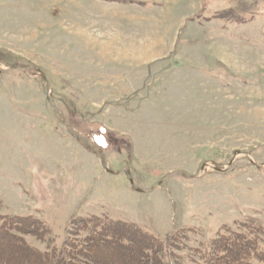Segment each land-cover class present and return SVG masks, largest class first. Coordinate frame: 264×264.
<instances>
[{"label": "rangeland", "instance_id": "obj_1", "mask_svg": "<svg viewBox=\"0 0 264 264\" xmlns=\"http://www.w3.org/2000/svg\"><path fill=\"white\" fill-rule=\"evenodd\" d=\"M0 59L50 86L0 63V226L45 251L121 222L152 264L244 236L264 264V0H0Z\"/></svg>", "mask_w": 264, "mask_h": 264}, {"label": "trees", "instance_id": "obj_2", "mask_svg": "<svg viewBox=\"0 0 264 264\" xmlns=\"http://www.w3.org/2000/svg\"><path fill=\"white\" fill-rule=\"evenodd\" d=\"M98 223L101 224L99 221ZM9 224H13L20 228L22 227V229L26 226L18 224L13 220L11 222L5 221L0 226V246L9 251L13 257L16 255L18 259V263L16 264H152V262H154L153 258L148 261L150 258L147 257V254H144L145 256L143 255L144 251H141L142 257L140 258H138V256L131 257L130 253H128L124 259L120 260L118 258V255L121 254V248L127 249L133 247L129 244L133 243V241H129L131 239V232H133V226L131 225V228L121 222H108L102 231L96 229V225L94 224L93 227L89 229L88 234L83 238L77 240L68 238L67 244H64L62 248L51 246L50 249L45 251L30 249V245L25 241L23 236L11 232V229H9L11 226ZM85 224L82 225L84 227L88 226L90 224L89 220H86ZM103 231L104 235L102 236ZM250 241L252 240L245 239V237L242 236L240 241L235 240L232 246L226 245L225 247L217 248H224L225 252L218 251L217 253L219 256L215 255L214 263L254 264V262H250L249 260L250 254H253L247 251L249 248H255L253 247L254 244ZM114 242V247H110V243ZM135 243L134 245H140L139 241H135ZM224 243L225 241H221L219 246ZM102 245H104V247H102ZM245 245L247 246L244 251ZM153 246H155V244H153ZM11 248L14 249L15 253L12 252ZM20 249L22 252L19 251ZM259 252L261 254H257L256 256L264 259L263 253L261 251ZM111 253H113V255H111ZM33 257L34 259H32ZM0 264L7 263L0 261Z\"/></svg>", "mask_w": 264, "mask_h": 264}, {"label": "water", "instance_id": "obj_3", "mask_svg": "<svg viewBox=\"0 0 264 264\" xmlns=\"http://www.w3.org/2000/svg\"><path fill=\"white\" fill-rule=\"evenodd\" d=\"M0 63L3 67L5 68H14V69H19V70H25V68L27 67H30L34 72H37L39 74V76L44 80L45 82V86H46V89H47V93L50 92V86H49V82L47 81L44 73L39 70V68L35 67V66H32V65H25V64H15V63H7L5 61H3L2 59H0ZM63 124L65 126V128L67 129V131L76 139L78 140L80 143H82L90 152H92L93 154L97 155L100 160H101V164L104 168L105 171L107 172H110V173H118V171H113L111 170L108 165H107V162H106V158H105V155L102 151V149L97 146L96 144H94V142L83 132H81L79 129L73 127L69 122H67L65 120V118L63 119ZM241 152L240 151H236L234 153V156H233V159L238 155L240 154ZM246 154V153H244ZM249 158V160L251 162H253V160L251 159V157L246 154ZM233 160H231L232 162ZM231 162L229 164H231ZM210 166L211 168H214L216 170H219V168L217 166H213L212 164H203L200 168V171L203 172L204 168ZM125 172H129L128 168H125L124 169ZM129 174V173H128ZM174 175H181V176H188L187 174H185L184 172L182 171H179V170H174V171H171L169 172L168 174H166L164 176V178L162 179L163 180H166L168 179L169 177L171 176H174ZM129 181L131 183V185L133 186V188L135 190H138V191H148V190H143L141 188H139L138 186H136L133 182V179L131 177V175H129ZM160 182L156 183L154 186L158 185ZM154 186H152L150 189H152Z\"/></svg>", "mask_w": 264, "mask_h": 264}, {"label": "snow or ice", "instance_id": "obj_4", "mask_svg": "<svg viewBox=\"0 0 264 264\" xmlns=\"http://www.w3.org/2000/svg\"><path fill=\"white\" fill-rule=\"evenodd\" d=\"M100 142L103 143V140L101 139Z\"/></svg>", "mask_w": 264, "mask_h": 264}]
</instances>
